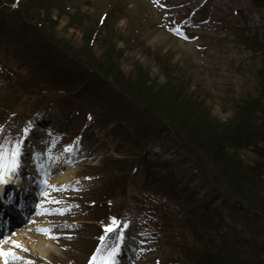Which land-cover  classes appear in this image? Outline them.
Segmentation results:
<instances>
[{
	"label": "rangeland",
	"instance_id": "rangeland-1",
	"mask_svg": "<svg viewBox=\"0 0 264 264\" xmlns=\"http://www.w3.org/2000/svg\"><path fill=\"white\" fill-rule=\"evenodd\" d=\"M5 2L0 0V18L16 30L13 21L19 12L11 13ZM20 5V19L48 42L65 45L84 68H106L108 77L116 74L140 93L154 86L182 94L186 108L193 113L194 106L195 114L205 112L218 125L242 112L264 77V54L239 44L234 34L242 17L252 23L244 41L254 40V30L264 32V10L254 0H21ZM174 28L187 38L171 31ZM11 59L18 82L30 81L20 88L5 87L16 80L5 79L0 70V176L17 168L12 153L19 142L27 149L22 162L33 161L30 172L37 183H30L37 188L31 206L25 202L19 210L23 225L1 235L0 241L20 232L48 234V256L33 252L21 264H58L55 257L68 256L74 264H193L185 259L188 244L196 240L187 226L188 206L202 204L206 195L200 179L188 176L192 163H186V151L169 135L156 141L151 132L149 138L142 131L135 134L134 128L151 123V102L140 93L121 90L123 103L133 110L129 122L115 112L116 96L104 93L89 101L95 121L85 119L84 111H66V96L52 91L49 77L39 82L35 70L27 72L29 60ZM40 96L48 101H36ZM25 128L30 131L25 133ZM66 143L72 146L68 162L48 173L42 157ZM86 167H95L101 175L82 176ZM70 172V184L58 182ZM101 184L113 203L96 202ZM121 192L125 194L114 201ZM32 207L31 215L27 211ZM113 218L116 226L108 231ZM197 235H202V227Z\"/></svg>",
	"mask_w": 264,
	"mask_h": 264
},
{
	"label": "trees",
	"instance_id": "trees-1",
	"mask_svg": "<svg viewBox=\"0 0 264 264\" xmlns=\"http://www.w3.org/2000/svg\"><path fill=\"white\" fill-rule=\"evenodd\" d=\"M20 1L5 2L10 5L11 13L19 12L13 21L17 25L16 30L10 27L11 22L6 23L4 17L0 18V66L15 73L11 58L12 62L17 58L29 60L27 72L35 70L39 82L49 77L52 91L63 92L72 109L80 108L93 113L89 104L93 97L104 93L115 95V112L130 122L133 110L123 103L121 90L138 94L140 89L135 90L130 82L116 74L108 77L106 68H84L82 61L76 60L75 53L65 45L48 42L24 18L20 19ZM61 1L67 3L69 0ZM259 2L264 7V0ZM12 4L15 7H11ZM248 28L236 29L239 43L264 54V34L254 30V40L246 42L245 33L252 30ZM5 32L17 37L11 39ZM106 78L112 83L103 80ZM29 81H19L15 85L17 88L24 87ZM142 92L145 93H140L141 98L152 104L149 103L152 107L149 110L151 123L134 128L135 134L142 131L149 138L147 132H151V137L157 136L156 141L160 136L169 135L181 150L186 151V163H196L199 167L197 170L190 165L188 176L200 179L203 184L200 187L206 197L202 204L190 203L188 206L187 226L195 232L196 240L188 244L186 252L189 253H186L185 259L193 264H264V77L259 80L256 94L248 100L247 106L225 125L209 120L205 112L195 114L196 109L191 105L194 108L192 113L184 106L186 101L182 94L177 95L168 89L157 91L154 86ZM35 99L48 101L44 96ZM142 140L141 137L139 141ZM121 169L123 167L119 171ZM103 170H106L105 166ZM199 227H202L201 236L197 235Z\"/></svg>",
	"mask_w": 264,
	"mask_h": 264
},
{
	"label": "bare ground",
	"instance_id": "bare-ground-1",
	"mask_svg": "<svg viewBox=\"0 0 264 264\" xmlns=\"http://www.w3.org/2000/svg\"><path fill=\"white\" fill-rule=\"evenodd\" d=\"M72 146L69 148L71 149ZM68 148V149H69ZM69 151H62L59 153H51L48 157H42L44 158L43 166L47 170H51L52 172L57 170H60L59 168L61 165H64L66 163L67 158L70 156ZM24 151L21 150V156L17 157V161L21 163V159L23 157ZM45 162L47 166H45ZM58 172V171H56ZM72 173L65 174L60 176V179L58 180L59 183L62 184H70L72 179ZM8 177V180H11L15 186L21 187L23 190L26 189L25 184L22 182V180L19 178V173L17 174H8L6 175ZM3 180V179H2ZM70 181V182H69ZM2 181L0 182V188H2ZM1 197V195H0ZM9 209V208H8ZM2 211V210H1ZM0 211V212H1ZM42 211L38 210L36 214L42 215ZM1 216V214H0ZM46 227V226H44ZM43 228V227H41ZM13 241L19 242V247L14 246ZM0 248L4 249L5 251H13L15 252V256L9 255L7 257V260L9 264H21L22 261H24L25 256H30V253L36 252L40 257L45 258L48 255L49 249L51 248L50 241L48 237L40 232L35 233H23L21 232L20 235H17V237L13 239H6L4 242H0ZM26 254H24V252ZM4 258H0V264H3Z\"/></svg>",
	"mask_w": 264,
	"mask_h": 264
},
{
	"label": "snow or ice",
	"instance_id": "snow-or-ice-1",
	"mask_svg": "<svg viewBox=\"0 0 264 264\" xmlns=\"http://www.w3.org/2000/svg\"><path fill=\"white\" fill-rule=\"evenodd\" d=\"M157 2H159V0H157ZM171 31H173V32H175V33H177V34H179V35H180L181 37H183V38H187L186 34H185V33L182 31V29H180V28H174V29H171ZM89 118H90V117H89ZM24 131H25V133H28L30 130H29L28 128H25ZM18 144H19V142H17V148H16V150L12 153L14 159H16V157H18V155H19ZM2 148H3V145H0V149H2ZM14 167H15V165H14ZM5 182H6V181H5ZM114 226H116L115 218H113V225L108 226V227H107V230H108V231H111V230L113 229ZM125 226H126V225H125ZM41 231H45V232H47L48 230H47V229H41ZM13 244H14V246H16V247H19V242H17V241H13ZM9 255H11V256H15V252H13V251H11V250H9V251H5L4 249L0 248V258H4V260H3V264H9V262H8V260H7V257H8ZM93 259H95V258H93ZM29 264H31V262H29Z\"/></svg>",
	"mask_w": 264,
	"mask_h": 264
}]
</instances>
